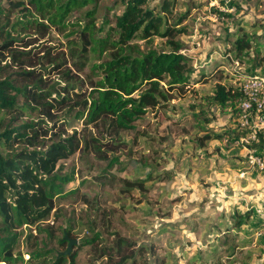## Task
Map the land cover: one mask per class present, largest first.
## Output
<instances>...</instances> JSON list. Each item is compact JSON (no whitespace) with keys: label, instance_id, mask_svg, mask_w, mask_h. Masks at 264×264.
Wrapping results in <instances>:
<instances>
[{"label":"rangeland","instance_id":"obj_1","mask_svg":"<svg viewBox=\"0 0 264 264\" xmlns=\"http://www.w3.org/2000/svg\"><path fill=\"white\" fill-rule=\"evenodd\" d=\"M162 1L147 0L146 6ZM164 1L171 3L167 23L176 20L184 29L176 39L194 71L131 129L70 120L67 131L75 130L87 147L61 160L74 178L42 221L45 230H23L17 247L23 258L33 247L41 252L32 263L113 264L125 255V264H264L257 212L264 207V147L241 141L236 109L218 106L211 96L216 83L235 87L245 75L264 74V0ZM91 8L72 10L69 22H83ZM123 9L122 0H97L96 24L113 25ZM76 29H53L44 40L73 57L79 47L67 40L76 39ZM242 33L250 48L237 59L229 48ZM131 42L139 49L168 48L158 36L145 40L138 33ZM105 57L87 53L81 78H93L91 66ZM65 228L76 242L57 263L67 246L66 239L60 242Z\"/></svg>","mask_w":264,"mask_h":264},{"label":"trees","instance_id":"obj_2","mask_svg":"<svg viewBox=\"0 0 264 264\" xmlns=\"http://www.w3.org/2000/svg\"><path fill=\"white\" fill-rule=\"evenodd\" d=\"M96 1L0 0V262L36 264L32 261L40 257L33 247L23 258L17 247L24 229L45 230L41 224L54 200L69 192L65 185L74 172L63 170L61 160L87 147L75 130L67 131L70 120L131 129L148 108L168 100L170 90L187 84L194 71L176 39L184 29L175 26L176 20L166 21L171 3L163 0L150 8L147 0H122L123 11L104 29L95 22ZM89 4L93 8L85 10L83 22H69L72 10ZM68 25L77 27L76 39L67 40L79 47L73 57L44 40L51 30ZM138 33L145 40L164 38L168 48L139 49L131 42ZM249 48V37L242 33L229 51L238 59ZM90 52L106 57L91 66L95 76L86 80L79 74ZM211 96L218 106L236 109L237 118L240 85L216 83ZM251 146L264 147V136L258 134ZM63 231L69 235L70 228ZM64 258L59 255L56 262ZM128 259L124 255L113 264Z\"/></svg>","mask_w":264,"mask_h":264},{"label":"built area","instance_id":"obj_3","mask_svg":"<svg viewBox=\"0 0 264 264\" xmlns=\"http://www.w3.org/2000/svg\"><path fill=\"white\" fill-rule=\"evenodd\" d=\"M243 96L238 102L237 126L243 131L241 141L252 142L258 134L264 136V74L245 75L240 84ZM257 212L263 219L264 207Z\"/></svg>","mask_w":264,"mask_h":264},{"label":"water","instance_id":"obj_4","mask_svg":"<svg viewBox=\"0 0 264 264\" xmlns=\"http://www.w3.org/2000/svg\"><path fill=\"white\" fill-rule=\"evenodd\" d=\"M62 239L63 240L66 239L67 240V246H66V248L62 252L59 253V255H63L65 257H68L69 252H70V249H71V246L76 242V240L75 239L68 238L67 235H66V233L64 234V236H63Z\"/></svg>","mask_w":264,"mask_h":264}]
</instances>
